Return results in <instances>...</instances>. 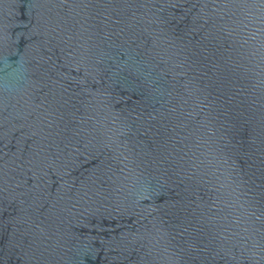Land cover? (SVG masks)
Masks as SVG:
<instances>
[{
  "label": "water",
  "instance_id": "water-1",
  "mask_svg": "<svg viewBox=\"0 0 264 264\" xmlns=\"http://www.w3.org/2000/svg\"><path fill=\"white\" fill-rule=\"evenodd\" d=\"M0 264H186L162 0H0Z\"/></svg>",
  "mask_w": 264,
  "mask_h": 264
}]
</instances>
